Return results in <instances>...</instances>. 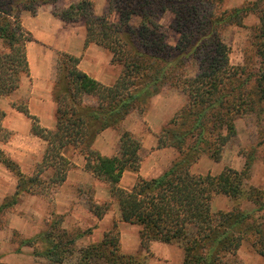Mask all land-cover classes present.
<instances>
[{"label":"trees","instance_id":"16d2710c","mask_svg":"<svg viewBox=\"0 0 264 264\" xmlns=\"http://www.w3.org/2000/svg\"><path fill=\"white\" fill-rule=\"evenodd\" d=\"M108 1L109 13L98 16L90 0L63 9H59L60 0H0V99L11 97L23 79L31 76L27 45L32 36L24 28L22 16L25 12L36 16L44 5H51L53 15L64 23L84 20L85 46H102L121 69L115 83L106 86L79 69V57L59 53V82L53 92L57 106L54 130L41 127L27 103L12 104L32 121V134L47 143L30 175L1 147L14 132L4 126L6 112L0 109V163L16 177L15 194L0 206V217L25 194L51 203L75 168L66 155L71 150L85 158V171L109 186L110 197L120 211L119 222L140 227L143 249L149 251L153 243H178L184 250L181 264H242L239 250L249 242L264 258V190H245L254 154L248 156L241 171L227 167L218 175L192 172L202 153L215 162L222 160L229 139L236 135L237 119L264 114V0L231 10L224 9L225 0ZM166 13L173 15L172 27L180 36L175 46L167 42L161 23ZM252 13L260 24L253 43L258 66L250 71L249 64H230L221 37L224 27L241 26L242 19ZM113 14L118 15L116 22ZM193 61L198 72L189 77L185 69ZM166 85L185 94L187 102L158 135L156 149L173 148L178 157L159 177L138 176L131 189L123 188L126 171L140 172L144 149L141 136L121 131L123 122L135 111L144 116L151 99ZM211 125H217L219 131L214 133ZM108 128L121 131L117 153L111 157L94 148L97 136ZM259 145H264V138ZM218 195L230 199L234 206L214 211ZM243 199L255 208L243 210L238 204ZM90 204L98 220L110 210L108 202ZM52 216L48 229L34 240L14 234L21 236L17 239L21 246L34 247L40 240L45 248L35 250L38 255L56 264H68L82 235L64 227V215ZM121 247L119 223L113 222L101 242L79 251L77 264H91L101 257L109 264H138L135 257L123 254Z\"/></svg>","mask_w":264,"mask_h":264},{"label":"crops","instance_id":"0c3cea01","mask_svg":"<svg viewBox=\"0 0 264 264\" xmlns=\"http://www.w3.org/2000/svg\"><path fill=\"white\" fill-rule=\"evenodd\" d=\"M68 1L69 0H67V2ZM80 1L84 0H72L63 5V8H68L71 4L79 3ZM90 1L94 2L96 15L102 16L109 13L110 4L108 0ZM164 17H166V14L161 18V23ZM22 20L24 28L32 36V41L27 45L31 76L28 78V82H23V85L28 83L30 86L29 92L26 94L27 105L30 114L38 118L41 127L54 130L57 124V106L52 90L53 82L56 78V71L54 69L55 67L53 68L51 66L53 60H56L59 53L65 52L79 57V69L89 77L106 86L115 83L120 75L121 69L119 66L112 63V55L102 46L95 43L85 46L86 28L85 22L82 19L77 22L64 23L53 15V7L51 5H44L39 8L36 16H32L30 13L25 12L22 16ZM28 24H30V26ZM171 93L169 97L165 96L164 93H160L151 99L152 101L148 110L149 115L156 109L157 103H163L164 100L170 102H166V107L168 106L169 108L166 111V116L161 120V123L152 124L149 122L148 117L146 118V121L149 122L151 133H149L144 140V149L153 150V148H156L158 135L161 133L163 125H165V123L187 102V98H185L180 91L174 90ZM176 95L182 97L181 99L183 100L177 98ZM176 100L181 101L176 102ZM4 101L5 99H0V109L5 110L8 114L6 117L7 120L4 121V126L14 132V137L8 143L2 144L1 147L9 156L17 161L24 170H30V168L41 161L47 143L32 134V121L29 118L9 104H5ZM129 118L130 116L123 122L122 129L125 128L126 131L133 133V129L127 127ZM120 134L121 131L117 129H106L95 139L94 148L103 156L111 157L115 155L117 153ZM162 150L164 149L153 152L146 161H143L139 173L126 171L121 180V186L126 189H131L138 176H142L145 179L158 177L150 175L147 166L155 158V155H157L156 153ZM66 155L75 164V168L69 172L66 182L59 187L55 195L53 202V213L55 214H63L73 203L74 209L77 208L75 203L78 201V196L76 194L78 186L84 184L99 185V183H101V181L94 178L91 173L85 171L84 166L86 161L82 155L74 153L71 150L67 151ZM72 181H74L76 186L71 183ZM15 191L16 177L0 163V206L7 198L12 197ZM104 193L102 195L103 199L110 200L109 189ZM99 194L98 192V195ZM49 206H51L49 202L37 196L25 194L20 197L19 202L11 211L9 210L10 212L8 213L9 224L4 231H9L10 234L6 232L8 240L1 242V245L6 249L0 251V253L6 254L5 258H9L8 256H10V247L13 246L17 248L19 253L21 247H26L21 246L18 241L13 239L14 230L21 232L25 238L27 235L29 237L37 236L43 229L49 226L47 224L52 220V215H49ZM19 207H22L20 209L24 211L25 217H20L18 215L21 212L19 211ZM24 207H26V209Z\"/></svg>","mask_w":264,"mask_h":264},{"label":"rangeland","instance_id":"374dc122","mask_svg":"<svg viewBox=\"0 0 264 264\" xmlns=\"http://www.w3.org/2000/svg\"><path fill=\"white\" fill-rule=\"evenodd\" d=\"M72 0H69L70 2ZM258 0H225L224 9H234L238 7H242L247 5L248 3H254ZM67 0H60L59 9H63V5L68 3ZM81 2V1H80ZM74 4V3H73ZM173 15L166 13V17L162 20V25L165 28L167 42L169 45L175 46L180 38L179 34L172 27L173 24ZM113 21L118 20V15L114 14ZM260 24V20L256 14H249L248 16L242 19V25H230L224 27L222 29V41L226 45L229 51V61L233 66H241L249 64L250 71H253L255 67L258 66V61L255 54V49L253 46L254 43V34L256 29ZM30 26V24H28ZM32 27V26H31ZM59 58V54L56 60H53V64L51 67H55L56 78L53 82V90L58 80L57 76V60ZM197 64L193 61L190 62L186 67V74L189 77H194L197 74ZM28 78H24L23 82L27 81ZM28 82V81H27ZM21 85L20 90L15 92L9 98L5 99V104H9L12 107L13 103H18L19 105L22 102L27 103L26 94L29 92L30 86L28 83H25L23 86ZM176 91L175 88L166 85L163 87L161 93H164L165 96L169 97L173 92ZM160 94V93H159ZM185 98L186 95L183 94ZM177 98H182L179 95H176ZM183 100V99H181ZM181 100H176V102H180ZM152 101V100H151ZM88 103L94 104L90 101ZM166 102L163 101L157 103V107L155 110L151 112L149 115L148 111L144 116L140 115L138 111L133 112L130 115V118L127 123V127H131L133 129V133L136 136H141L144 140L149 133H151V128L149 126V122L152 124L161 123L163 117L166 116V111L169 108L166 107ZM151 103V102H150ZM186 105V104H185ZM264 108V105H261ZM3 110V109H1ZM5 111V110H4ZM6 113V117H7ZM174 116V115H173ZM172 116V117H173ZM5 117L4 121L7 120ZM148 117V121L146 118ZM171 117V118H172ZM170 118V119H171ZM169 119V120H170ZM168 120V121H169ZM167 121V122H168ZM165 123V125L167 124ZM163 125V128L165 127ZM236 125V135L229 139L224 152L223 158L220 162H215L207 153H202L199 156L197 162L192 166V172L194 174H207L212 173L213 175L220 174L225 168H232L234 170L241 171L244 167V164L251 153L254 154L253 159V167L251 170V177L245 184V190H248L250 187H257L264 190V145H259L264 138V114L261 117L254 114H248L243 118L237 119L235 121ZM212 129H214V133L218 132V126L211 125ZM124 129V130H123ZM121 129V131H126L125 128ZM224 135H227L226 129L223 131ZM192 142V139L189 140V143ZM156 149V148H155ZM149 149H143L142 157L143 161H146L150 157L153 152L158 151ZM4 150V149H3ZM5 151V150H4ZM155 158L148 164V172L150 175L158 176L165 173L169 167L173 164V162L177 159L178 153L173 148H165L164 150L156 153ZM17 162V161H16ZM20 165V164H19ZM21 166V165H20ZM35 166L30 168V170H24L21 167V170L27 174H32ZM153 179V178H148ZM75 185L74 181L71 182ZM109 189V186L103 182L99 183V185L95 184H84L78 186L76 189V194L78 196V201L75 203L76 207L74 209V203L70 208H67L63 214L64 215V227L74 233L75 235H82L76 242V253L75 257L68 264L74 263L77 264L80 258V250L82 248L88 247L92 244L99 243L103 240L104 233L108 231L113 222L119 223V230L121 232V252L126 254L127 256L135 257V260L138 264H181L184 259V250L182 246L178 243L172 245H166L163 243H153L150 246L149 251L143 249L141 247V241L139 236L140 227L137 225H130L126 223H121L120 221V211L116 203L110 200L103 199V193ZM58 190L56 191V193ZM98 192L100 193L98 195ZM53 197V201L49 206V215L51 216L53 213V202L55 199V195ZM105 195V193H104ZM75 202V201H74ZM99 203L104 204L108 202L110 204V210L104 219L98 220L90 210V203ZM234 202L228 199L225 196L218 195L215 197L213 202L214 211H227L230 210L234 206ZM240 207L243 210L251 211L255 208L254 204L243 199L238 202ZM67 206V205H66ZM22 207H19V211H21ZM26 209V207H24ZM76 210V211H73ZM11 211V210H10ZM7 211L3 217H0V251L6 249L1 245L2 241L8 240L7 233L9 231H4L9 224V212ZM20 217H25L24 211H21L18 214ZM16 217V216H15ZM53 217V216H52ZM51 217V218H52ZM13 219V217H12ZM52 221V220H51ZM1 225L3 227L1 228ZM49 225V223L47 224ZM27 229V228H26ZM48 229H43L41 233L45 232ZM7 232V233H6ZM14 232H21L14 230ZM13 232V239L18 241L21 236H17ZM40 233V234H41ZM39 236V235H37ZM37 236L23 237L24 239H32L34 240ZM18 239V240H17ZM8 248V247H7ZM45 248V245L38 240L35 241L34 247L26 246L18 249L15 247H10V252L8 256L9 258H5V253H0V262L4 264H56L51 262L49 259L38 255L36 252H42ZM17 249V250H16ZM24 249V250H23ZM23 250V251H22ZM35 250H37L35 252ZM21 254V255H19ZM239 258L242 264H264V258L258 255L250 246L249 242H245L241 249L239 250ZM13 261V262H12ZM12 262V263H11ZM91 264H109L104 258H96L93 259Z\"/></svg>","mask_w":264,"mask_h":264}]
</instances>
